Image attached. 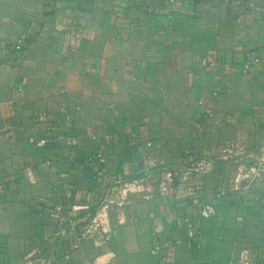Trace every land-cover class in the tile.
Wrapping results in <instances>:
<instances>
[{
	"label": "crops",
	"instance_id": "0c3cea01",
	"mask_svg": "<svg viewBox=\"0 0 264 264\" xmlns=\"http://www.w3.org/2000/svg\"><path fill=\"white\" fill-rule=\"evenodd\" d=\"M263 46L264 0H0V264H264V204L219 196L264 160V65L231 66ZM118 176L142 181L109 238L71 246L61 217L88 206L80 229ZM213 201L191 241L177 219Z\"/></svg>",
	"mask_w": 264,
	"mask_h": 264
},
{
	"label": "built area",
	"instance_id": "2783aa9c",
	"mask_svg": "<svg viewBox=\"0 0 264 264\" xmlns=\"http://www.w3.org/2000/svg\"><path fill=\"white\" fill-rule=\"evenodd\" d=\"M199 2H209L212 0H195ZM174 2V0H171ZM80 22L78 19L74 18L72 21V26L74 29V37L77 39L81 38V31L79 29ZM25 36H21L15 41V48L20 50L23 48ZM219 60L215 55H210L205 64L207 70H213L218 66ZM240 65V69L243 73H248L255 65H264V46L256 50H250L245 53L243 60H233L231 66L236 67ZM141 80V78H136ZM205 114L211 115L210 109L204 110ZM94 136V135H93ZM95 137V136H94ZM30 142L36 147H46L53 143L58 142V138L53 133V128L48 130L40 136H31ZM97 158L100 162L105 161V157L102 153H97ZM49 161H43V164H47ZM248 164V163H247ZM178 168H171L165 172L164 178L160 182V187L163 193L170 192V185L175 182V177L181 176V171ZM264 175V160L253 161L247 166H242L239 168V173L237 174L238 184L241 181H245L250 184L253 180L260 178ZM137 178L127 179L122 176H118L108 191L105 192L98 199L97 209L95 213L88 217L87 221L77 229V220L81 214V211L88 206L75 205L66 210L65 215L61 217L60 223L58 225L57 234L65 239H68L73 245L81 243V241L86 239H100L105 241L109 238L113 231V220L112 212L117 207H122L126 205L129 201V197L132 193H136L140 190L141 182ZM239 188V185L237 186ZM181 187H179V190ZM62 207H58L57 211H61ZM198 218L190 216H182L177 219V226L185 227L187 234L191 241H195L201 232V219L211 220L219 215L220 209L216 202H206L200 203L197 208ZM161 247H157V251H160ZM164 261H169L168 255L162 257ZM252 263V253L249 248H243L239 253V264H251Z\"/></svg>",
	"mask_w": 264,
	"mask_h": 264
},
{
	"label": "rangeland",
	"instance_id": "374dc122",
	"mask_svg": "<svg viewBox=\"0 0 264 264\" xmlns=\"http://www.w3.org/2000/svg\"><path fill=\"white\" fill-rule=\"evenodd\" d=\"M21 36H19V37H21ZM19 37L14 38L12 40L14 45H15L16 39H18ZM20 50H22V49H20ZM29 140H30V138H29ZM229 161H233V160L229 159ZM242 163H246V162H242ZM249 163H251V161H249L248 164ZM248 164L246 163L243 166H247ZM230 165L235 169V171L237 170V174L239 173V168L242 167L240 165H237V163L236 164L235 163L233 164L232 162L230 163ZM235 165H236V167H235ZM183 179L185 180V177H183ZM262 181L264 182V175L261 176L258 179L253 180V182H250L249 185H248L247 182L241 181L239 184H237V186L239 185V188H237V186L233 184L232 190H228L227 192H223L221 190L219 196L220 197L221 196H224L223 197V200H225L226 204H228V203H240V204L248 205V206H250V205L251 206L252 205H258V206L260 205V206H263V204H264V197L262 195H259L260 194V191L255 186L258 182L263 183ZM176 187H177V185L174 184L173 188H176ZM183 187H184V185L181 187V189H180L181 191H182V188ZM173 191H175V190H173ZM219 196L217 198H219ZM213 202H215V201H213ZM257 212L260 215V217L262 219H264V212H259V211H257ZM186 216H190V215H186ZM190 217L198 218V211L196 212V215L195 216H190ZM199 220H201V223L204 221V219H201V218ZM71 246L78 247L79 244H76V245L71 244Z\"/></svg>",
	"mask_w": 264,
	"mask_h": 264
}]
</instances>
